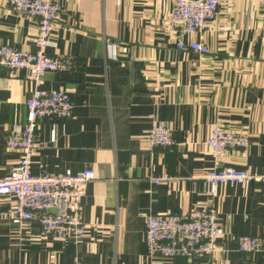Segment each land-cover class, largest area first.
Instances as JSON below:
<instances>
[{"label":"crops","instance_id":"obj_1","mask_svg":"<svg viewBox=\"0 0 264 264\" xmlns=\"http://www.w3.org/2000/svg\"><path fill=\"white\" fill-rule=\"evenodd\" d=\"M60 5L47 53L70 60L48 72L42 89L72 98L69 118L38 122L34 174L91 169L82 200V237L45 236L36 221L13 224V196L0 199V264H264L243 254L239 236L264 235V178L224 183L214 200L224 233L205 259L152 256L145 241L149 213L185 212L209 202L203 172L235 168L264 175V5L223 0L201 36L210 53L181 51L170 23L175 0H56ZM37 21L0 0V45L36 52ZM196 35L187 41L194 42ZM107 42L117 58L107 56ZM34 83L28 69L0 66V179L20 152L8 136L26 124ZM174 129V150L150 148L151 128ZM216 127L250 135L243 150L215 160L206 141ZM168 177L160 183L155 178Z\"/></svg>","mask_w":264,"mask_h":264},{"label":"built area","instance_id":"obj_2","mask_svg":"<svg viewBox=\"0 0 264 264\" xmlns=\"http://www.w3.org/2000/svg\"><path fill=\"white\" fill-rule=\"evenodd\" d=\"M264 5V0H261ZM223 0H175L170 23L175 31L178 48L199 56L209 54V46L201 36L216 19ZM9 8L37 21L39 31L36 39L37 51L27 52L12 45H0V66L11 69H28L31 72L34 90L27 101L26 124L12 132L7 145L20 152V158L7 178L0 179V199L13 196L16 205L7 213L10 221L18 226L36 221L45 236L69 238L85 234L82 220V200L87 183L96 178L91 169L62 175L49 172L34 174L32 159L39 149L38 122L44 116L69 118L74 111L71 96L64 90L41 88L48 72H68L73 69L70 60L54 58L47 53L54 42L51 37L58 20L60 5L56 0H8ZM198 39L188 42L189 35ZM107 56L117 58V45L107 42ZM150 148L174 150L178 145L174 129L166 124L154 125L146 136ZM218 160L228 150H243L250 145V135L244 131H231L216 127L206 141ZM209 182V202L200 208L185 212L149 213L145 220V241L152 256L185 257L205 259L216 253L224 233L218 221L214 200L219 186L224 183L247 184L261 180L250 170L235 168L215 169L201 175ZM168 177L155 178L156 183ZM238 250L243 254H264V235L239 236ZM76 264H82L77 262Z\"/></svg>","mask_w":264,"mask_h":264}]
</instances>
